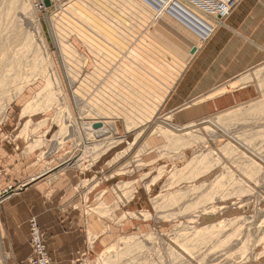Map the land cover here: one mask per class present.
<instances>
[{
  "label": "rangeland",
  "instance_id": "1",
  "mask_svg": "<svg viewBox=\"0 0 264 264\" xmlns=\"http://www.w3.org/2000/svg\"><path fill=\"white\" fill-rule=\"evenodd\" d=\"M220 1L166 0V7L165 0H49L48 6L44 0H0V146L40 169L46 184L34 196L46 201L61 195L59 214L80 212V234L66 252L70 264H264V63L247 75L254 88L248 102L200 120L183 116L188 104L167 103L196 48L224 26V18L215 17ZM108 10L131 19L123 27L134 44L160 39L183 55L173 84V75L164 72L165 80L160 73L169 88L145 120L138 115L156 97L128 112V102L108 95L105 79L91 74L105 47L114 45L85 14L112 25ZM90 36L104 50H92ZM28 182L1 188L0 264H35L41 250L53 264L58 255L48 247L32 195L12 204L16 217L3 215L2 204Z\"/></svg>",
  "mask_w": 264,
  "mask_h": 264
},
{
  "label": "crops",
  "instance_id": "2",
  "mask_svg": "<svg viewBox=\"0 0 264 264\" xmlns=\"http://www.w3.org/2000/svg\"><path fill=\"white\" fill-rule=\"evenodd\" d=\"M224 20V26H217L196 48L169 94L170 107L190 106V111L185 110L183 114L188 119L200 120L214 110L227 109L253 98L254 88L249 85L247 75L264 63V0H240ZM14 159L10 147L0 146V167L4 169L0 191L5 185L22 181H29V187L2 204L3 215L7 212L16 217L12 204L25 195L33 196L40 203L39 223L49 237L48 247L58 254L53 257V264H70L66 252L76 243L74 235L80 234V212L67 208L59 214L56 202L61 195L52 197L51 194L46 201L34 196V190L46 184L44 175H37L40 169L34 161ZM62 188L66 191L67 185Z\"/></svg>",
  "mask_w": 264,
  "mask_h": 264
},
{
  "label": "bare ground",
  "instance_id": "3",
  "mask_svg": "<svg viewBox=\"0 0 264 264\" xmlns=\"http://www.w3.org/2000/svg\"><path fill=\"white\" fill-rule=\"evenodd\" d=\"M126 1V0H125ZM132 1V0H130ZM159 1V0H158ZM96 2V1H95ZM122 2V1H120ZM129 3V1H127ZM139 2V1H138ZM152 2V1H151ZM126 3V2H125ZM133 3V4H132ZM132 3H129V4H136V2H132ZM164 3V2H163ZM168 3V2H167ZM78 4V3H77ZM126 3V5H128L129 7V10H132L131 9V5H129ZM146 4V3H145ZM155 4V3H154ZM167 7V4H166V0H165V3H164ZM224 4H226L225 6L227 7L228 5H230L228 3L225 2ZM80 7L79 9L81 8V4H79ZM121 5V4H120ZM124 5V6H126ZM101 6V5H100ZM103 6V5H102ZM122 6V5H121ZM147 6V4H146ZM162 6V5H161ZM161 6H160V9H161ZM127 7V6H126ZM136 9H139L137 8L136 6H134ZM139 7V6H138ZM144 6H143V10L144 11ZM151 8V7H150ZM120 9H124L123 6L122 8ZM139 9V10H140ZM83 10L80 9V11ZM119 10V9H118ZM126 11H128L127 9H124ZM140 10V12H141ZM85 11V10H84ZM93 11V10H92ZM109 11V10H108ZM117 11V10H116ZM136 11V10H135ZM134 11V12H135ZM147 11V10H146ZM154 11V10H153ZM86 12V11H85ZM85 12H83L85 14ZM118 12H121V11H118ZM111 13L110 11L108 13H110L111 15V19H114L112 20L113 21V24L114 26L110 25V23L106 20H103V18L101 17H98L97 15H94L93 13H86V17H87V20H88V23H90L89 25L92 26V28L98 30V33L99 31L101 32V34H103L107 39L106 42L109 41L108 44L110 45H114L112 46L114 49H111L109 47H105V50L104 51V55L102 57V55H99L101 56L102 59L99 58V62L97 64V66L94 68L93 72L90 73L93 75V77L95 76L96 79H98V81H100L101 79H105V83H103L108 89L109 91H107L108 95L110 94L112 98H115L116 99H120L122 98V102L124 101H127L128 102V105L126 106L128 112H131V109L132 107L135 106V104H138L140 101H145L147 98H150L149 96H153V97H156L151 99V102L149 105H150V108L149 109H146L147 111L145 112H142V114L138 117H140L141 119L140 120H145L149 117H151L152 113L154 112V110L156 109V106L157 104L162 101V99L164 98L165 94L167 93V89L169 88V85L165 84L164 83V86H162V80H164V78H162V75L164 74L165 72V76L167 75L166 72H169L168 73V76H172L169 80L171 82V84H173V79L175 76H177V74L179 73L180 69L182 70V63L184 61V59H182V56L181 55V51L178 50V48L175 49V47L172 45L173 43L170 42L171 45H168V44H165V42H161L160 39H158V41L156 40L155 41H151V39L147 40V37L144 38L145 39V42H143L142 40V44L143 46L140 44L137 45V43L134 44V38L132 37H129L127 38V35L126 34V31L129 30H125L123 25L125 26V23H127L128 21H130L131 19H124L123 14L120 16L119 13ZM130 12V11H129ZM136 12H139V11H136ZM139 12V13H140ZM148 12V11H147ZM147 12L145 14H147ZM162 12V11H161ZM82 13V15H83ZM101 13V12H100ZM131 13V12H130ZM158 13V12H157ZM81 13H79L80 15ZM128 14V12H127ZM136 14V13H134ZM133 14V15H134ZM144 14V13H143ZM141 14V18H142V15ZM156 14V12H155ZM166 14V13H165ZM130 15V14H129ZM149 15V13H148ZM168 15V14H167ZM81 16V15H80ZM124 16H126L124 14ZM137 16H140L139 14H137ZM147 16V15H146ZM153 17L155 15H152ZM160 16V14H159ZM158 16V17H159ZM169 16V15H168ZM136 16H134V19H135ZM150 16L146 17V18H149ZM167 17V16H166ZM81 18H84V17H81ZM128 18V17H126ZM137 18V17H136ZM140 18V17H138ZM145 18V17H144ZM144 18H142L141 20H143ZM151 18V17H150ZM133 19V20H134ZM154 19V18H153ZM127 21V22H124V21ZM137 20V19H135ZM139 19V21L141 23H143ZM145 20V19H144ZM147 20V19H146ZM138 21V23H139ZM150 21V20H149ZM172 21V20H171ZM177 21V20H176ZM179 21V20H178ZM109 24H107V23ZM132 22V21H131ZM129 22L130 24V28L132 29L133 27V24ZM134 22V21H133ZM147 21H145L144 23H146ZM182 22V21H181ZM121 23H124V24H121ZM150 23V22H149ZM154 23V22H153ZM137 24V23H136ZM171 24V23H170ZM178 24V23H175V25ZM190 24V23H189ZM128 25V24H127ZM126 25V26H127ZM128 25V26H129ZM143 25V24H141ZM146 25V24H145ZM192 25V24H191ZM138 28H139V25H137ZM152 26V25H150ZM179 26V25H178ZM177 26V27H178ZM119 27L122 29L125 30V32L123 31H120L119 30ZM144 27V25H143ZM77 29L79 28L78 26L76 27ZM141 28V27H140ZM148 28V26H147ZM76 30V29H75ZM80 32L77 30L78 33H81L83 32L84 30L82 28H79ZM119 30V31H118ZM136 30V29H135ZM173 30V29H172ZM176 30V29H175ZM185 30H188V29H185ZM146 30H144L145 32ZM129 32H131L129 30ZM133 32V31H132ZM140 32V31H139ZM143 32V33H144ZM177 32V31H176ZM189 32V31H187ZM193 32V31H192ZM85 31L83 32V36L84 35ZM135 33V31H134ZM89 34V33H88ZM181 34V33H180ZM191 34V33H190ZM194 34V33H193ZM80 35V34H79ZM90 35V34H89ZM100 35V34H99ZM135 34H132V36H134ZM161 35V34H160ZM196 35V34H194ZM193 35V36H194ZM209 35V34H208ZM82 36V34H81ZM80 36V37H81ZM88 36V35H87ZM98 36V35H97ZM143 36H145L143 34ZM142 36V37H143ZM148 36V35H147ZM151 36V35H150ZM149 36V38H150ZM182 36V35H180ZM193 36H191L193 38ZM91 39H88L87 41L91 44V46H93V49L95 51V48L94 46L97 45V49H101L103 48L102 47V42L100 41H96L92 38V36H90ZM94 37V36H93ZM139 36H137V40L141 39L139 38ZM141 37V36H140ZM186 37V35H185ZM196 38V36H194ZM95 38V37H94ZM132 40H131V39ZM152 38V36H151ZM159 38V37H158ZM85 39V40H86ZM104 39V38H103ZM154 38H152L153 40ZM59 40V39H58ZM127 40H129L130 42H128ZM160 40V41H159ZM111 41V42H110ZM139 41V42H141ZM137 42V41H136ZM138 42V43H139ZM102 43V44H101ZM113 43V44H112ZM134 44L136 47H138V49H136V47L133 45L131 47V45L129 46V44ZM61 44V42H60ZM69 45V44H68ZM104 46V45H103ZM66 48V47H64ZM90 48V47H89ZM92 48V47H91ZM96 49V50H97ZM195 48H191V50H189L188 52V56L190 55V53L192 52V50H194ZM66 50V49H65ZM101 50H104V49H101ZM101 50H98V51H101ZM181 50V49H180ZM103 52V51H102ZM101 52V54H103ZM100 53V52H99ZM97 52V55L99 54ZM187 53V52H186ZM94 57V56H93ZM98 58V57H97ZM94 59H96V57H94ZM185 63V62H184ZM84 64V63H83ZM75 68V67H74ZM80 69V68H79ZM93 69V67H92ZM163 72V73H162ZM160 73H162V75H160ZM172 73V74H171ZM76 74V73H75ZM90 74V76H91ZM180 74V73H179ZM163 75V77H165ZM70 76V75H69ZM78 76V75H77ZM87 76V73L86 75ZM90 76H87V77H90ZM167 76V77H168ZM76 79V77H73ZM177 78V77H176ZM81 79V78H80ZM86 79H90V78H86ZM86 79H83L85 81H87ZM91 79H93L91 77ZM90 79V80H91ZM167 78L165 77V80ZM175 80V79H174ZM84 81V82H85ZM92 81V80H91ZM93 81H95V79H93ZM97 81V82H98ZM96 81L93 82L94 84L97 83ZM168 82V81H167ZM166 82V83H167ZM92 83V84H93ZM80 84V83H79ZM84 83L82 82V87L84 86L83 85ZM85 84H91V82L89 83V81ZM101 85V84H100ZM86 86V85H85ZM84 86V87H85ZM89 86V85H88ZM87 86V87H88ZM91 87H93L92 85H90ZM103 86V85H102ZM102 86H100L102 88ZM104 87V86H103ZM171 87V85H170ZM86 88V87H85ZM89 89V88H88ZM97 90V89H96ZM101 90H105V88L101 89ZM81 91V90H80ZM94 91V90H93ZM98 91V90H97ZM79 92V91H78ZM98 92H101V91H98ZM106 92V91H105ZM86 94V93H84ZM88 95V93H87ZM98 95V93H97ZM107 97L106 98H110V97ZM94 96V95H93ZM98 97V96H97ZM83 98V97H82ZM100 98V97H99ZM104 99V98H103ZM111 99V98H110ZM89 100V99H88ZM101 100V99H100ZM109 100V99H108ZM111 101V100H110ZM121 101V100H120ZM147 101V100H146ZM115 102V101H114ZM121 102V103H122ZM149 102V101H148ZM104 103V102H103ZM141 103V102H140ZM90 104V103H89ZM123 104V103H122ZM121 105V104H120ZM144 105V104H143ZM142 105V106H143ZM123 107V106H122ZM106 108V107H105ZM121 108V107H120ZM135 108V107H134ZM138 108V107H137ZM142 108V107H140ZM90 110V109H89ZM130 110V111H129ZM144 111V109H143ZM109 112V111H108ZM126 112V111H125ZM127 112V113H128ZM139 112V111H138ZM137 115V114H136ZM135 115V116H136ZM133 116V115H132ZM134 116V117H135ZM145 118V119H144ZM129 119V118H128ZM127 121V120H126Z\"/></svg>",
  "mask_w": 264,
  "mask_h": 264
},
{
  "label": "built area",
  "instance_id": "4",
  "mask_svg": "<svg viewBox=\"0 0 264 264\" xmlns=\"http://www.w3.org/2000/svg\"><path fill=\"white\" fill-rule=\"evenodd\" d=\"M228 3L230 5H228L227 7L225 6L226 4L223 3ZM234 5V0H223L220 1L217 5H215V17L217 18V22L221 21L223 18L226 17L227 12L230 10V7ZM38 238V236L36 237ZM37 259H34L33 263L35 264H50L48 257L44 254V250H41L37 256Z\"/></svg>",
  "mask_w": 264,
  "mask_h": 264
},
{
  "label": "water",
  "instance_id": "5",
  "mask_svg": "<svg viewBox=\"0 0 264 264\" xmlns=\"http://www.w3.org/2000/svg\"><path fill=\"white\" fill-rule=\"evenodd\" d=\"M44 5L48 6L49 5V0H44Z\"/></svg>",
  "mask_w": 264,
  "mask_h": 264
}]
</instances>
